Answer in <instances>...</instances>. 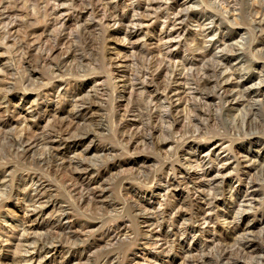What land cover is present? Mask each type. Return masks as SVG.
I'll use <instances>...</instances> for the list:
<instances>
[{
	"label": "rangeland",
	"instance_id": "obj_1",
	"mask_svg": "<svg viewBox=\"0 0 264 264\" xmlns=\"http://www.w3.org/2000/svg\"><path fill=\"white\" fill-rule=\"evenodd\" d=\"M30 1H9L13 2L10 5L18 4L16 6L17 15L14 16V18L16 17L14 22L17 23L15 27L17 34L16 31L14 34L20 40L29 28H27L29 23L34 21L32 24L34 26L37 25L36 27L39 28L48 16L44 12L43 15L40 9L34 10L33 4H30L32 1ZM65 1L77 7L92 3L91 5L102 9L100 11L104 15L98 16L100 20L114 14L119 22L117 21L114 24L108 25L105 22L101 23L100 20V22L97 21V16L91 17L92 20H90L87 14L84 15L85 13L79 16L78 12H73L74 14H67V26L63 30L64 39L67 38L68 42L63 39L59 43L56 40V32L58 34L60 32L58 29L60 28H56L51 32L53 36L50 35V42L57 41L56 43H59L58 45L61 47L60 53L54 59L55 62L60 61V59L62 61V58H59V56H62L64 50L68 51L69 48V53H71L70 59L68 58L64 63V66H66L61 68V75L69 77L71 85L66 86L68 88H61L63 90L58 88V84L52 86L47 83L42 87L43 83L49 81L52 74L47 67L48 65H40L38 52H35V50L30 51L26 47H23L22 49L25 48L27 52L20 49L24 53L22 51L20 53L19 50L17 53L12 47L9 49V47L1 46L0 44V94L6 93L10 104L7 111L4 110L3 104L0 105V264H104L106 261H111V264H209L207 258V252L209 251L208 239L209 235L212 234V229H207L208 226L200 218L207 211L206 203L208 202V197H210L208 195L215 188L219 189L222 186L223 175L231 178L227 183V187L229 185V188H238L241 184L234 177L236 172H240L239 167L241 168V166L238 161L248 152L249 157L253 158L256 156V150L259 146H262L264 150V77H262V75L264 76V20L261 23L255 20L257 18L259 20L258 14L248 8V0H229L231 3L229 13L224 11L227 5L219 4L220 6H215L212 3L213 0H175L173 6L178 4L179 7L181 3L180 8L182 7L184 11L188 10L184 12L186 22L183 21L187 29L184 36L177 37L181 43L173 46L174 48L172 47L169 51V48L164 45L163 39L159 35L163 22L162 19H165V15L163 16L161 10L158 9V6L161 9L163 8L158 4V0H119L117 5H114V0H86L88 3L85 0H81L83 3L86 2V4H82L79 0ZM263 2L264 0L256 1V8L261 13H264ZM22 4L23 6H21ZM113 6H115V9L112 8ZM134 7H136L139 14H133L135 11L132 8L134 9ZM139 7H145V10L140 13L139 10L141 8L139 9ZM163 10L165 12L167 10L169 16L173 14L172 8ZM38 12L42 13L44 19ZM202 15L207 17L206 21L214 17V21L219 20L220 24L216 25L217 28H215L217 37L221 38V44L218 47L219 51L217 48L212 49L209 47L208 43H205V36L200 33L201 29L197 18H200ZM41 19L43 20L41 21ZM23 20L24 22H22ZM137 22L138 25L135 24ZM107 28L108 31L106 30ZM126 29H133L135 32L130 39L124 41L123 35ZM23 44L25 46L27 43L25 44L24 42ZM221 46L222 49L220 48ZM166 47L167 50L165 49ZM160 50L162 54H159L161 53ZM117 51L120 52L122 60L129 62V66L132 65L130 67H133L131 69L134 72L133 75L139 72V68H145L152 56L156 58L158 57L156 56L157 54L160 55L157 58L162 66V73L159 79L163 76L160 82L163 81L166 84L161 83L162 89L166 88L170 93H173L175 86L179 85L181 86V90L185 88L184 91H187L185 92L186 95L184 92L182 93L185 100L182 102L181 108L168 110V112L163 107V112L160 111L161 115L159 112H156L151 118L152 113H148L151 111L148 108V103H146L148 102V97L144 93L139 94L138 90L136 91L135 89L131 95L126 94L130 96V99L127 97V99L122 98L118 100L120 110L118 115L115 114L116 108L113 106L112 98L110 97L112 81L111 79L109 80L110 70L108 60L109 56L118 55ZM148 51L153 52V54ZM23 57L26 58L22 63L21 58ZM166 66L169 67L167 70L164 68ZM119 69L123 70L125 68L121 66ZM222 69L223 74L221 73ZM170 71L171 73L173 72V78ZM240 73L243 75L241 76ZM181 74L182 76H180ZM175 76L180 77L177 80L180 82L174 81ZM23 77L25 82L22 80ZM245 77L247 80H245ZM124 78L122 76L117 77L118 81H122ZM163 78L167 80L165 81ZM237 79L239 82H237ZM168 80L172 81L168 82ZM229 86H232L234 91H231ZM234 86L238 91L234 89ZM223 87L226 89H222ZM41 89L42 92H40ZM227 89L228 91L225 92ZM46 90L48 94H45ZM57 91H59V96L56 94ZM237 92L239 93L238 95L236 94ZM37 93H40L38 97ZM223 93L224 95L226 93V95L224 96ZM34 97L38 98L36 106L40 113V117L36 120V126L38 125L37 128L39 129L37 131L42 130V127L45 128L44 130H51L54 127L58 129L59 123L57 122L64 118L63 121L66 125L70 123V128L72 126V133L75 132L76 135H80L88 132L89 134L84 137L81 135V138L78 137L81 140H75L76 142L73 145H59L58 149H49V151V144H38V142L37 146H34L35 149L33 148L26 155L13 153L15 152L16 144L14 141L17 138L18 130L16 126L18 128L21 122V119L16 118L18 111L30 105ZM191 97L194 99L191 100ZM77 98L79 99L77 100ZM218 98H221L223 101ZM73 100H77L75 101L77 105L78 103L84 105L93 101V109L88 112L89 114L86 113V117H74L73 113H75L74 109L76 106ZM146 104L148 105L147 107L145 106ZM33 105L35 106V102ZM123 109L124 111H122ZM125 109L127 112H125ZM140 109H143V112ZM174 110L175 113H173ZM120 112H123L122 114L125 115L120 116ZM158 113L159 117L156 116ZM120 118L136 121L134 130L138 129L135 131L139 135V139H137L140 141L137 140L139 143L135 149L127 150L126 145H124L127 139L122 138V136L120 137L124 129H128L125 121L120 123L123 127L118 124L121 120ZM83 122L86 124H83ZM47 124L49 127H46ZM53 125L56 126L53 127ZM161 125L164 126L162 127ZM75 126L76 129H74ZM139 128L142 129L140 130ZM122 129L123 132L121 131ZM152 132L153 134H151ZM175 134L176 136H174ZM257 139L260 142H253ZM157 140H161L159 143L165 142L166 144L158 147L156 146ZM121 141H123V144ZM209 148L212 150L209 151V156L198 158L195 155L198 149L203 152ZM46 151L47 155L42 153ZM51 151H54V153ZM74 152H77V156ZM78 154H80L81 158ZM72 160L73 163L76 160L77 162L81 161L80 163L88 162L87 164L93 167L92 174L94 176L97 175V179L99 178L98 180L96 179L97 182L94 181V184L90 186H94L95 190L93 187L91 189H85L84 187L83 191H80L81 193H76L72 196L67 187V183L69 182L65 179V176L71 174L73 171L72 165L74 164H69ZM260 163L263 164L264 161ZM256 164L258 165V162ZM248 169L251 173L258 171L255 170L254 166H250ZM204 171H207L205 175H203ZM191 172H196V176ZM263 173L264 164L259 167L257 175L261 179H264ZM30 177L34 178L36 183L34 186L30 183ZM63 179L66 181H63ZM39 183L43 184V186L40 185L42 188L38 191H41V197L37 201L40 200L39 205L43 203L50 205L46 210V212H50L44 213L41 217L36 216L33 207L31 208L32 210L28 209L33 206V200H36L38 197V195L34 194L38 193V191L34 192L32 189ZM209 185L213 188L209 189ZM46 187L47 190L45 189ZM208 189L212 191H208ZM207 191L209 194H207ZM31 195L34 196L32 197ZM92 196H95V200ZM219 199L221 202L223 201L222 203L225 206H228V196H225V198L219 196ZM52 204L54 205L53 207H51ZM139 206H144V208L140 210ZM57 207H60V210ZM145 207L149 209L145 210ZM177 209L179 210V214L173 217L174 211ZM137 211L141 212L142 218H134V213ZM156 211H158L157 214L155 213ZM161 211L163 212L161 213ZM151 215H155L154 220L156 219L154 221V229L157 231L159 225L164 229L165 234L163 233V236H159L161 239H156L154 233H151L154 235L150 236L146 222H142L143 218ZM114 218H117L118 221L113 220ZM197 218L200 219L198 220ZM197 223L199 226L196 225ZM201 223L204 225L202 226ZM167 228L168 230L166 231ZM108 236L111 237L109 238ZM113 236L116 239H113ZM162 239L166 240L161 245L163 249L159 247L162 243L161 241H163ZM38 247H40V250ZM29 248L30 250H28ZM31 248L34 250L31 251ZM27 252H29L28 255L26 254ZM26 257H33V259L29 262L26 260Z\"/></svg>",
	"mask_w": 264,
	"mask_h": 264
},
{
	"label": "bare ground",
	"instance_id": "obj_2",
	"mask_svg": "<svg viewBox=\"0 0 264 264\" xmlns=\"http://www.w3.org/2000/svg\"><path fill=\"white\" fill-rule=\"evenodd\" d=\"M11 0H0V24H1V29H0V44L1 46H7L9 47V49L12 47L13 49L16 50V52L18 53L22 50H30V51H33L35 50V52H38V56H39V61H40V65H43V66H47L50 71H51V77L49 79L48 82H45L43 83L42 87L44 85H46L47 83L52 85V86H56L57 84L60 86H58V88L60 90H63L61 88H68L66 86H69L71 85L70 82H69V77H64L61 75V68L65 67L64 66V63L65 61H67V59L70 57V54L69 53V48H68V51H65L64 49V52L62 53V56L60 55L59 58L61 57L62 58V61L60 59V61H56L55 62V58L57 57L58 53H60V49L61 47L58 45L61 41H63L64 39V36H63V30L64 28H66L67 26V14L68 13H73V12H78L79 16H81L82 14L84 15H88L90 17V20H92L93 17L98 16L99 15H104L103 12H101L99 7L95 6V5H91V4H88V5H84L82 7H77L76 5L72 6L71 3H66L65 0H31L30 4H33L34 6V10L35 9H40L42 11V13L44 12L45 15L47 14V18L44 20L43 24L41 25V27L37 28L36 26H34L32 23L34 22L33 21L32 23H29L28 26H27V31L26 33L24 34V36L22 37V39H17L16 38V34H17V29L15 28L17 26V23H15V18L14 16L17 15L16 14V9H17V5L15 3V5H10V3L12 4L13 2H9ZM13 1V0H12ZM16 1V0H15ZM69 1V0H68ZM75 1V0H74ZM81 1V0H79ZM86 1V0H85ZM88 1V0H87ZM86 1V2H87ZM100 1V0H98ZM151 1V0H150ZM157 1V0H156ZM155 1V2H156ZM235 1V0H234ZM256 1L257 0H248V8L249 9H252L255 13L258 14V17H259V20L255 19L256 21H259V23H261L263 20H264V13H261L260 10H257L258 8H256ZM261 1V0H260ZM263 1V0H262ZM82 4H86L83 3V1H81ZM91 2V1H90ZM108 2V1H107ZM111 2V1H110ZM119 2V0H114L113 3L114 5H117V3ZM174 2L175 0H158V4L160 6H162L163 8L161 9L159 6H158V9L161 10V14L165 17V19L163 20L162 19V26L160 28V38L163 39V43L164 45H166L170 51V49L173 47V46H177L181 43V41L179 39H177V37H180V36H184L185 33H186V24L184 25L183 24V21H185V14L184 12H187V11H184V9H182V7L180 8L181 6V3H180V6L178 7V4L173 6L174 5ZM80 3V2H79ZM88 3V2H87ZM95 3V1H94ZM149 3V2H148ZM191 3V2H190ZM216 5H219V4H224V5H227L225 6L226 9H224L225 12H228L229 13V6H231L229 0H213V2ZM211 3V4H212ZM235 3V2H234ZM264 3V2H263ZM78 4V3H77ZM101 4V3H100ZM107 4V3H106ZM155 4V3H154ZM199 4V3H198ZM246 4V3H245ZM96 5H97V2H96ZM20 6V5H19ZM23 6V4L21 5ZM26 6V5H25ZM105 6V5H104ZM107 6V5H106ZM139 6V5H138ZM144 6V5H143ZM157 6V4H156ZM203 6V5H202ZM220 6V5H219ZM218 6V7H219ZM234 6V5H233ZM103 7V6H102ZM111 7V6H110ZM148 7V5H147ZM224 7V6H223ZM112 8L115 9V6H113ZM141 7H139L140 9ZM150 8V7H149ZM168 8H172L173 10V14L171 16H169L167 14V10ZM185 8V7H184ZM210 8V7H209ZM245 8V7H244ZM147 9V8H146ZM151 9V8H150ZM165 9L166 12L163 10ZM187 9V8H186ZM231 9V8H230ZM19 10V8H18ZM17 10V12H18ZM104 10V9H103ZM133 11H135V13L133 14H139L138 11L136 10V7H134V9L132 8ZM143 10H145V7L141 8L139 11L140 13L143 12ZM154 10V9H153ZM232 10V9H231ZM248 10V9H247ZM22 11V10H21ZM113 11V10H112ZM147 11H149L147 9ZM223 11V12H224ZM35 12V11H34ZM33 12V13H34ZM37 12V11H36ZM106 12V11H105ZM111 13V11H109ZM108 12V13H109ZM236 12V10H235ZM248 12V11H246ZM31 13V12H30ZM40 13L42 16V18L44 19V13L42 15L41 12H38ZM37 13V15H38ZM114 13V12H113ZM160 13V12H159ZM214 13V12H213ZM231 13V12H230ZM234 13V12H232ZM252 13V12H251ZM36 14V13H35ZM74 14V13H73ZM107 14V13H106ZM105 14V15H106ZM112 14V13H111ZM110 14V15H111ZM116 14V13H115ZM187 14V13H186ZM220 14V13H219ZM20 15V14H19ZM109 15V14H108ZM107 15V16H108ZM142 15V14H141ZM146 15V13H145ZM151 15V14H150ZM189 15V14H188ZM209 15V14H208ZM237 15V14H236ZM247 15V14H246ZM36 16V15H35ZM87 16V18L89 19V17ZM116 15H111L109 17H107L106 19H99L97 21H101V23H104L105 24L107 23L108 25H111V24H114L116 23L118 20L117 18L115 17ZM121 16V15H120ZM134 16V15H132ZM225 16V15H224ZM31 17V16H30ZM28 17V18H30ZM92 17V18H91ZM102 17V16H101ZM106 17V16H105ZM119 17V16H118ZM136 17V16H135ZM149 17V16H148ZM212 17V16H211ZM249 17V16H248ZM251 17V16H250ZM37 18V17H36ZM104 18V16H103ZM140 18V17H138ZM215 18V17H214ZM213 18V19H214ZM217 18V17H216ZM41 19V21L43 20ZM96 19V18H94ZM134 19V18H132ZM212 18L211 19H208L207 20V17H205L204 15L200 16V18H197V20L199 21V27L201 29V32L203 36H205V43L207 42L208 46L211 47L212 49L213 48H217L218 50V47L220 46L221 44V38L219 39L217 37V34L215 31V28H217L216 25H219L220 23L218 22L219 20H213ZM221 19V18H220ZM254 19V18H253ZM251 20V19H250ZM27 21V20H26ZM30 21V20H28ZM95 21V20H94ZM99 21V22H100ZM24 22V20L22 21ZM119 22V21H118ZM142 22V21H141ZM250 22V21H249ZM19 23V22H18ZM253 23V22H252ZM255 23V21H254ZM258 23V22H257ZM104 24V25H105ZM129 24V23H128ZM132 24V23H131ZM138 25V22L135 23ZM141 24V23H140ZM22 25V24H21ZM33 25V26H32ZM106 25V26H108ZM19 26V25H18ZM84 26V25H83ZM262 26V25H261ZM20 27V26H19ZM18 27V28H19ZM259 27V26H258ZM22 28V27H20ZM56 28H60L58 29L60 32H56V40H58V44L56 43L57 41L55 42H50V35H51V32L56 29ZM84 28V27H83ZM260 28V27H259ZM86 29V28H85ZM253 29V28H252ZM108 31V28L106 29ZM105 30V31H106ZM220 30V29H219ZM16 31V34H14ZM21 31V30H20ZM89 32V31H88ZM135 30L133 29H126L125 32H124V35H123V39L124 41L125 40H128L132 37V35L134 34ZM31 33V34H30ZM95 34V33H94ZM109 34V33H108ZM53 36V35H51ZM219 36V35H218ZM222 36V35H221ZM240 36V35H239ZM242 36V35H241ZM68 37V36H66ZM244 37V36H243ZM242 37V38H243ZM255 37V36H254ZM71 38V37H69ZM223 38V37H222ZM251 38V37H250ZM67 39V38H66ZM64 39V40H66ZM54 40V39H53ZM136 40V39H135ZM67 41V40H66ZM69 41V40H68ZM67 41V42H68ZM137 41V40H136ZM159 41V39H158ZM183 41V40H182ZM233 41V40H232ZM236 41V40H234ZM245 41V39H244ZM243 41V42H244ZM25 42V46L24 44L22 45V43ZM161 42V41H160ZM158 42V43H160ZM230 42V41H229ZM229 42H226V43H229ZM65 43V42H64ZM162 43V42H161ZM162 43V44H163ZM204 43V44H205ZM223 43V42H222ZM238 43V42H237ZM63 44V43H62ZM156 44V43H155ZM187 45V44H186ZM239 45V44H238ZM156 46V45H154ZM207 46V47H208ZM224 46V44H223ZM23 47H26V49H22ZM152 47V46H151ZM163 47V46H162ZM167 47L165 48L167 50ZM198 47V46H197ZM228 47V46H227ZM226 47V48H227ZM238 47V46H237ZM240 47V45H239ZM257 47V46H256ZM161 48V47H160ZM174 48V47H173ZM206 48V47H205ZM222 49V46L220 47ZM245 48V47H244ZM264 48V47H263ZM3 49V48H2ZM22 49V50H20ZM19 50V51H18ZM27 50L25 52H27ZM215 50V49H214ZM226 50V49H225ZM242 50V49H241ZM62 51V50H61ZM159 51V50H158ZM167 51V52H169ZM219 51V50H218ZM217 51V52H218ZM255 51V50H254ZM257 51V50H256ZM23 52V51H22ZM119 54L118 55H115V56H109V63H108V67H109V74H110V77H109V80L111 79V83H112V89H111V95L110 97L112 98V103H113V106L116 108H114L116 110V113L115 114H119V107H120V103H119V99H122V98H125L127 99V97L129 98L130 96L126 95V94H129L131 95L136 89V91L138 90V93H144V95L146 94V96L148 97V105L146 104L145 106L149 108V110L151 112H148V113H152L151 114V118L153 117L154 113L156 112H159L162 111V108L164 107L166 111H171L173 109H180L181 108V104L182 102L185 100L184 98V95H182V93L184 92H187L186 90L184 91L181 90V86L179 85H176L175 86V89L173 90V93L171 95L170 91L166 88H163L162 89V84L165 82H160V79L163 77H160V74L162 73V66L161 64L159 63V59L157 60V58H159L160 55H156L158 57H154L152 56V58H150L149 60V64H147V66L145 68H139V72L134 74V72H132V68L130 66L132 65H128L129 62H126L124 60H122V58H120V52L117 51ZM149 52V51H148ZM161 53L159 54H162V51L160 50ZM164 52V51H163ZM212 52V51H211ZM222 52V51H221ZM226 52V51H225ZM2 53V52H1ZM24 53V52H23ZM137 53V52H136ZM147 53V52H145ZM144 53V54H145ZM151 53V52H149ZM231 53V52H230ZM258 53V52H257ZM73 54V53H72ZM135 54V53H134ZM153 54V52L151 53ZM214 54V53H213ZM253 54V53H252ZM76 55V54H75ZM124 55V54H123ZM139 55V54H138ZM145 55H148V54H145ZM155 55V53H154ZM210 55V54H209ZM243 55V54H242ZM248 55V54H247ZM263 55V54H262ZM18 56V55H17ZM21 56V55H20ZM144 56V55H143ZM163 56V55H161ZM19 57V56H18ZM73 57V56H72ZM145 57V56H144ZM164 57V56H163ZM209 57V56H208ZM216 57V56H215ZM214 57V58H215ZM25 58L26 57H23L21 58L22 60V63L23 61H25ZM34 58V57H33ZM131 58V57H130ZM142 58V57H141ZM149 56L146 58L148 60ZM173 58V57H172ZM213 58V59H214ZM237 58V57H236ZM250 58V57H249ZM70 59V58H69ZM73 59V58H71ZM161 59V57H160ZM208 59V58H207ZM210 59V58H209ZM1 60V59H0ZM57 60V59H56ZM169 60V59H168ZM167 60V61H168ZM187 60V59H186ZM220 60V59H219ZM243 60V59H242ZM38 61V60H37ZM138 61V60H137ZM209 61V60H208ZM134 62V61H133ZM132 62V63H133ZM192 62V61H191ZM213 62V61H212ZM215 62V61H214ZM1 63V62H0ZM3 63V62H2ZM205 63V62H204ZM216 63V62H215ZM220 63V62H219ZM131 64V63H130ZM171 64H174V63H171ZM221 64V63H220ZM264 64V63H263ZM7 65V64H6ZM145 65V64H144ZM239 65V64H238ZM123 66V70H120L119 67ZM134 66V64H133ZM171 66V65H170ZM175 67V65H173ZM207 66V65H206ZM243 66V65H242ZM35 67V66H34ZM144 67V66H143ZM172 67V66H171ZM192 67V66H190ZM189 67V68H190ZM198 67V66H197ZM220 67V66H219ZM223 67V66H222ZM228 67V65H227ZM230 67V66H229ZM166 70L167 68H169L168 66L164 67ZM163 68V69H164ZM177 68V66H176ZM188 68V67H187ZM202 68V67H201ZM200 68V69H201ZM212 68V67H210ZM26 69V68H25ZM173 69V67H172ZM197 69V68H196ZM2 70V69H1ZM136 70V69H135ZM133 70V71H135ZM138 70V69H137ZM212 70V69H211ZM229 70V68H228ZM264 70V69H263ZM49 71V70H48ZM63 71V70H62ZM165 71V70H164ZM163 71V73H165ZM182 71V70H181ZM200 71V70H199ZM223 69L221 70V73H222ZM137 72V71H136ZM183 72V71H182ZM202 72V71H201ZM207 72V71H206ZM214 72V71H213ZM225 72V71H224ZM26 73V72H25ZM28 73V72H27ZM121 73V74H119ZM169 73V72H168ZM173 73V72H172ZM171 71H170V74L172 75ZM177 73V72H176ZM203 73V72H202ZM201 73V74H202ZM209 73V72H208ZM207 73V74H208ZM220 73V74H221ZM169 74V75H170ZM175 74V73H174ZM183 74V73H182ZM182 74L180 76H182ZM205 74V73H204ZM223 74V73H222ZM221 74V75H222ZM239 74V73H238ZM241 74V73H240ZM168 75V76H169ZM237 75V74H236ZM243 74H241L242 76ZM125 77L124 80L122 81H118L117 77ZM174 75H172V78H173ZM184 76V75H183ZM209 76V75H208ZM220 76V75H219ZM233 76V75H232ZM238 76V75H237ZM108 77V76H107ZM167 77V76H166ZM176 77V76H175ZM178 77V76H177ZM174 78V81L176 82H180V81H177L180 77L178 78ZM188 77V75H187ZM261 77V76H260ZM262 77H264L262 75ZM27 78V77H26ZM31 78V77H29ZM182 78V77H181ZM186 78V77H185ZM230 78V77H229ZM233 78V77H232ZM231 78V79H232ZM240 78V77H239ZM238 78V79H239ZM57 79H60V80H57ZM62 79V80H61ZM117 79V80H116ZM123 79V78H121ZM171 79V78H170ZM210 79V78H209ZM208 79V80H209ZM224 79V78H223ZM228 79V77H227ZM237 79V82H239ZM241 79V78H240ZM239 79V80H240ZM24 81V77L22 79ZM27 80H30V79H27ZM104 80V79H103ZM162 80V79H161ZM163 80H165L163 78ZM167 80V79H166ZM165 80V81H166ZM173 80V79H172ZM171 80V81H172ZM185 80V79H184ZM217 80H218V77H217ZM216 80V81H217ZM233 80H235L233 78ZM245 80L246 77H245ZM71 81V80H70ZM168 80V82H171ZM200 81V80H199ZM228 81V80H227ZM25 82V81H24ZM30 82V81H29ZM103 82V81H102ZM121 84H120V83ZM182 82V81H181ZM215 82V81H214ZM223 82V81H221ZM245 82V81H244ZM262 82V81H261ZM28 83V82H27ZM26 83V84H27ZM72 83V82H71ZM100 83V82H99ZM162 83V84H161ZM167 83V82H166ZM205 83V82H204ZM225 83H228V82H225ZM23 84V83H22ZM25 84V83H24ZM32 84V83H30ZM29 84V85H30ZM120 84V85H119ZM172 84V83H171ZM213 84V83H212ZM218 84V82H217ZM220 84V83H219ZM237 84V83H236ZM28 85V84H27ZM166 85V84H165ZM164 85V86H165ZM182 85V84H181ZM235 85V84H234ZM238 85V84H237ZM24 86V85H23ZM174 86V85H173ZM215 86V84H214ZM217 86V85H216ZM241 86V85H240ZM256 86V85H255ZM102 87V86H101ZM184 87V86H183ZM187 87V86H186ZM220 87V86H219ZM230 87V86H229ZM228 87V88H229ZM237 87V86H236ZM99 88V87H98ZM170 88V87H168ZM231 88V91L233 90L232 86L230 87ZM229 88V89H230ZM243 88V87H242ZM247 88V87H246ZM107 89V88H106ZM222 89H226L225 87H223ZM234 89L235 86H234ZM55 90V89H54ZM58 90V89H56ZM204 90V89H203ZM237 90V89H236ZM8 91V90H7ZM135 91V93H136ZM206 91V90H205ZM228 89L225 91L227 92ZM234 91V90H233ZM238 91V90H237ZM40 92H42V89L40 90ZM66 92V91H65ZM50 93V92H49ZM87 93V92H86ZM137 93V94H138ZM220 93V92H219ZM218 93V95H219ZM36 94V93H35ZM40 93H37V97L39 96ZM45 94H48L47 93V90L45 91ZM44 94V95H45ZM58 96H59V91H57ZM60 94H63V93H60ZM208 94V93H207ZM233 94V92H232ZM237 95L239 94L238 92L236 93ZM55 95V94H54ZM65 95V94H64ZM63 95V96H64ZM143 95V94H141ZM140 95V96H141ZM186 95V93H185ZM190 95V94H189ZM199 95V94H198ZM224 95V93H223ZM222 95V96H223ZM226 95V93H225ZM224 95V96H225ZM228 95H230L228 93ZM236 95V96H237ZM251 95V94H250ZM35 96V95H34ZM42 96V95H41ZM57 96V95H55ZM97 96V95H96ZM173 96L175 97L173 99ZM213 96V95H212ZM235 96V94H234ZM37 97H34L32 100H31V104L30 105H27L24 107V109L22 110H19L18 111V114H17V117L18 119H21V122L17 128L16 126V129L17 130V138L16 140L14 141L15 144H16V147H15V152L13 153H21L22 155H26V153H30V151L34 148V146L38 143H44L45 145L49 144L48 145V150L50 149H58V146L59 145H63V144H71L73 145L74 142L76 141H80L81 139V135L84 136H87L89 133L88 132H84L80 135H76L72 133L71 131V128H70V123H66L61 119L59 120V123L58 124V129H56L54 126L56 125H53V127L55 128H52L51 130L50 129H46L44 130L45 128L42 127L43 129L40 130V131H37V126H36V120L37 118L40 117V113L38 111V108H37V103H38V98ZM45 97V96H44ZM76 97H79V96H76ZM133 97V96H132ZM131 97V99H132ZM200 97V96H199ZM198 97V98H199ZM215 97V96H214ZM221 97V96H220ZM231 97V96H230ZM238 97V96H237ZM82 99V97H80ZM84 98V97H83ZM88 98V97H87ZM85 98V99H87ZM142 98V97H141ZM145 98V97H144ZM187 98V97H186ZM190 98V97H189ZM217 98V97H216ZM215 98V99H216ZM225 98V97H224ZM227 98V97H226ZM233 98V96H232ZM239 98V97H238ZM75 99V98H74ZM79 98H77L78 100ZM130 99V98H129ZM188 99V98H187ZM186 99V100H187ZM194 99V98H193ZM192 97H191V100H193ZM197 99V98H196ZM218 99H221V98H218ZM237 99V98H235ZM75 100V101H77ZM90 100V99H89ZM147 100V99H145ZM222 100V99H221ZM226 100V99H225ZM74 101V100H73ZM74 101V103H75ZM80 101V100H79ZM87 101V100H85ZM130 101V100H129ZM128 101V103H129ZM132 101V100H131ZM142 101V100H141ZM197 101V100H196ZM200 101V100H198ZM223 101V100H222ZM229 101V100H227ZM35 102V106L33 105ZM84 102V100H83ZM91 102V103H90ZM88 102V104H79L78 102V105L75 103V106L76 108L74 109L75 110V113H73L74 117H79V116H82V117H86V113H88L89 111H91L93 109V106H92V102L93 101H90ZM188 102V100H187ZM186 102V103H187ZM230 102V101H229ZM232 102V101H231ZM237 102V101H236ZM74 103H73V107H74ZM127 103V102H126ZM185 103V102H184ZM223 103V102H222ZM226 103V102H225ZM3 104V107H4V110H8L9 108V99L7 98V94L6 93H1L0 94V105ZM16 104V103H15ZM188 104V103H187ZM243 104V103H242ZM241 104V105H242ZM194 106V105H192ZM248 106V105H247ZM145 107V108H146ZM180 107V108H179ZM187 107H189L187 105ZM196 107V106H195ZM127 108V107H126ZM211 108V107H210ZM206 109V108H205ZM250 109V108H249ZM15 110V109H14ZM129 110V109H128ZM141 111L143 109H140ZM185 110V108H184ZM124 111V109L122 110ZM168 111V112H169ZM125 112H127V110L125 109ZM143 112V111H142ZM147 112V110H146ZM163 112V111H162ZM92 113V112H91ZM90 113V114H91ZM96 113V112H95ZM94 113V114H95ZM123 112H120V116H124L122 114ZM147 113V114H148ZM159 113L158 115H156L157 117H159ZM172 113V112H171ZM175 113V110L174 112ZM197 113V112H196ZM1 114V113H0ZM44 114V113H43ZM89 114V113H88ZM164 115V113H162ZM167 114V113H166ZM12 115V114H11ZM45 115V114H44ZM93 115V114H92ZM102 115V114H101ZM161 115V113H160ZM178 115V114H177ZM192 115V114H191ZM203 115V114H202ZM91 116V115H89ZM138 116V115H137ZM136 116V117H137ZM155 116V117H156ZM171 116V114H170ZM188 116V115H187ZM186 116V117H187ZM193 116V115H192ZM200 116V115H199ZM162 117H165V116H162ZM202 117V116H201ZM15 118V117H14ZM13 118V119H14ZM161 118V117H160ZM167 118V116H166ZM212 118V117H211ZM239 118V117H238ZM121 120L118 122V124H120L122 121H125V125L127 126L128 129H124V132H123V129L121 130L123 132L122 135H120V137L122 136V138H126V144L124 143V145H126V149L127 150H132V149H135L137 147V144L139 143L138 140V136L136 131L135 130H138V129H135L134 130V125L136 123L135 120L131 121V120H123L122 118H120ZM164 119V118H163ZM185 119V118H184ZM48 120V119H47ZM161 120V119H160ZM175 120V119H174ZM189 120V119H188ZM19 121V120H18ZM50 121V120H49ZM190 121V120H189ZM69 122V121H68ZM169 122V120H168ZM171 122V121H170ZM182 122V121H181ZM242 122V121H241ZM5 123V122H4ZM9 123V122H8ZM51 123V122H49ZM72 123V122H71ZM175 123V122H174ZM240 123V122H239ZM82 124V123H81ZM83 124H86L83 122ZM151 124V122H150ZM149 124V125H150ZM162 124V123H161ZM169 124V123H168ZM168 124H167V127H168ZM52 125V124H50ZM63 125H65L63 127ZM75 125V124H74ZM73 125V126H74ZM77 125H79L77 123ZM152 125V124H151ZM48 126V124L46 125V127ZM120 126H122V124H120ZM138 126V125H137ZM153 126V125H152ZM162 126V125H161ZM164 126V125H163ZM162 126V127H163ZM187 126H188V123H187ZM49 127V126H48ZM123 127V126H122ZM140 127V126H139ZM148 127V126H147ZM186 127V126H185ZM190 127V126H189ZM231 127V126H230ZM13 128V127H12ZM51 128V127H50ZM117 128V127H116ZM143 128V127H142ZM141 128V129H142ZM235 128V127H234ZM73 129V128H72ZM76 129V126L75 128ZM118 129V128H117ZM140 129V128H139ZM140 129V130H141ZM145 129V128H144ZM143 129V131H144ZM147 129V128H146ZM152 129H154L152 127ZM162 129V128H161ZM183 129H184V126H183ZM10 130V129H9ZM39 130V129H38ZM120 130V129H119ZM118 130V131H119ZM194 130V129H193ZM4 131V130H3ZM74 131V130H73ZM116 131V132H118ZM152 131V130H151ZM169 131V130H168ZM178 131V130H177ZM82 132V131H81ZM121 132V133H122ZM141 133V131H139ZM138 132V133H139ZM182 132V131H181ZM248 132V131H247ZM1 133V132H0ZM120 133V132H119ZM174 133V132H173ZM177 133V132H175ZM147 134V133H146ZM153 134V132L151 133ZM193 134V133H192ZM140 135H143V134H140ZM179 135V134H177ZM156 136V135H155ZM176 136V134L174 135ZM80 137V138H78ZM154 137V136H153ZM15 138V137H14ZM118 138V136H117ZM138 138V139H137ZM140 138H142L140 136ZM179 138V137H178ZM153 139V138H152ZM76 140V141H75ZM120 140V139H118ZM138 140V141H137ZM175 140V139H174ZM194 140V139H193ZM161 140H157V144L156 146L160 147V146H164L166 143L165 142H161L159 143ZM177 141V140H176ZM184 141V140H183ZM120 142V141H119ZM123 141H121L122 143ZM125 142V140H124ZM182 142V141H181ZM255 143L257 142H260V140H255L253 141ZM174 143V142H173ZM75 144V143H74ZM123 144V143H122ZM229 144V143H228ZM143 145V144H142ZM37 146V145H36ZM227 146V144H226ZM47 148V147H45ZM43 148V149H45ZM123 148V146H122ZM174 148V147H173ZM263 147L262 146H259V148L256 150L257 153H256V156H254L253 158L252 157H249L248 156V153L245 155H243V158L240 159V161H238L239 165L241 166V168L239 167L240 169V172H236V175H234V177L236 178L237 182L240 183L241 185L236 188V189H232V188H229V185L227 187V183L228 181L231 179L229 178V176L227 175H223V178H222V186H220L219 189H214L213 192H211L210 197H208V202L206 203L207 204V211L206 213L201 217L200 215V218H202L204 220V224H206V226H208L207 229H212V234L209 235V239H208V247H209V251L207 252L208 254V262L209 264H264V179H261L260 176L257 175L258 171H259V167L263 164H261L260 162H263L264 161V150L262 149ZM35 149V148H34ZM157 149V147H156ZM47 150V149H46ZM49 150V151H50ZM13 151H14V148H13ZM45 151V150H44ZM155 151V150H154ZM164 151V150H162ZM171 151V150H170ZM209 151H212L209 149L207 150H204L203 152L199 151H196V156L199 158V157H207L209 156ZM39 152V151H38ZM52 152V151H51ZM128 152V151H127ZM130 152V151H129ZM167 152V151H166ZM32 153V152H31ZM42 153H45L47 155V151L46 152H42ZM54 153V151L52 152ZM75 155L77 154V152H74ZM73 153V155H74ZM138 153V152H137ZM157 153V152H156ZM16 154V155H17ZM82 155V153H80ZM80 154H78L80 156ZM96 154V153H95ZM164 154V153H163ZM168 154V153H167ZM244 154V153H243ZM20 155V154H19ZM29 155V154H28ZM32 155V154H31ZM45 156V155H44ZM53 156V154H52ZM56 156V155H55ZM58 156V155H57ZM77 156V155H76ZM85 156V155H84ZM46 157V156H45ZM73 157V156H71ZM175 157V156H174ZM76 158V157H75ZM79 158V157H78ZM81 158V156H80ZM167 158V157H166ZM184 158V157H183ZM56 159V158H55ZM87 159V158H85ZM262 159V160H261ZM82 160L84 161V159L82 158ZM195 160V159H194ZM204 160V159H203ZM44 161V160H43ZM62 161V160H61ZM68 161V160H67ZM87 162V160H85ZM187 161V160H186ZM199 161V160H198ZM197 161V162H198ZM81 162V161H80ZM80 162H77L74 161L73 163V160L69 162V164L71 165L72 163L74 165H72V173L71 174H68L66 175L65 179H67V187H68V190L69 192L72 194V196L76 193H81L83 190V188L85 187L88 188V189H91L92 187L94 188L95 190V187L92 186L90 187L92 184H94V181H96L97 179V175H93L92 172H93V167H91V165L87 164V163H80ZM206 162V161H205ZM204 162V163H205ZM228 162V161H227ZM258 162V165L256 164ZM67 164V162H66ZM68 164V165H69ZM93 165V164H92ZM233 166V165H232ZM250 166H254L255 170H258V171H255L254 173H251L250 170L248 169V167ZM58 167V166H57ZM205 167V166H204ZM54 168V167H53ZM59 168V167H58ZM64 168V167H63ZM203 168V167H202ZM66 169V168H65ZM183 169V168H182ZM233 169V168H231ZM67 170V169H66ZM68 171V170H67ZM189 172V171H188ZM203 172V171H202ZM205 172V171H204ZM207 172V171H206ZM203 173V175L206 174ZM218 172V171H217ZM69 173V172H68ZM192 173V172H191ZM196 172H193L192 174L195 175ZM215 173V172H214ZM220 173V172H218ZM222 173V172H221ZM98 174V173H97ZM175 174V173H174ZM183 174V173H182ZM216 174V173H215ZM264 174V173H263ZM37 175V174H36ZM172 175V174H171ZM190 175V174H188ZM213 175V174H212ZM31 176V175H30ZM63 176V175H62ZM187 176V175H186ZM60 177V176H59ZM172 177L174 178V176L172 175ZM171 177V179H173ZM202 177V176H201ZM211 177V176H209ZM63 179V181L65 180ZM99 179V178H98ZM97 179V180H98ZM167 179V178H166ZM30 180V183L32 184V186H34L35 181H34V178L33 177H30L29 178ZM37 181V180H36ZM61 181V180H60ZM66 181V180H65ZM178 181V180H177ZM180 181V180H179ZM185 181V180H184ZM210 181V180H208ZM218 181V180H217ZM97 182V181H96ZM205 182V181H204ZM28 183V184H30ZM38 183V182H37ZM172 183V182H171ZM210 183V182H209ZM30 184V185H31ZM196 184V183H194ZM204 184V183H203ZM215 184V183H214ZM219 184V183H217ZM216 184V185H217ZM43 186V184L39 183L38 185H36L35 188H33L32 190L34 192H37L40 188H42L41 186ZM65 185V184H64ZM27 186V185H26ZM40 186V187H39ZM170 186V185H169ZM208 186V185H207ZM210 188H213L211 187V185H209ZM39 187V188H38ZM100 187V186H98ZM206 187V185H205ZM215 187V185H214ZM219 187V186H217ZM28 188V187H27ZM196 188V187H195ZM30 189V188H29ZM47 190V187L45 188ZM66 189V188H65ZM84 189V190H85ZM87 189V190H88ZM197 189V188H196ZM202 189V188H201ZM208 191H212V190H209ZM67 190V191H68ZM82 190V191H81ZM98 190V189H96ZM102 190V189H101ZM157 190V189H156ZM44 191V190H43ZM81 191V192H80ZM203 191V190H202ZM207 191V192H208ZM41 192V191H40ZM38 191V193H34L35 195H38L37 199L36 200H33V203L31 207H29L28 209L29 210H32L31 208L33 207V211H35V214L37 217H41V215H43L44 213H47V212H50V211H47L46 210L49 208L50 205H47V203H43L41 205H39V201H37L41 196V193ZM94 192V191H93ZM97 192V191H96ZM85 193V192H84ZM204 193V192H203ZM45 194V193H44ZM90 194V193H89ZM96 194V193H95ZM94 194V195H95ZM209 194V192L207 193ZM43 195V193H42ZM32 196V195H31ZM30 196V197H31ZM34 196V195H33ZM32 196V197H33ZM49 196V195H48ZM87 196V195H86ZM219 196H223V198H225V196H228V206L224 205V203H222L219 199ZM82 197V196H81ZM93 199L95 196H92ZM205 197V198H206ZM48 198V197H47ZM89 198H91V196H89ZM205 198H204V201H205ZM92 199V198H91ZM90 199V200H91ZM98 199V198H97ZM87 200V199H86ZM95 200V199H94ZM80 201V200H78ZM47 202V201H45ZM58 202V201H57ZM225 202V201H224ZM83 203V202H82ZM226 203V202H225ZM54 204V203H53ZM52 204L51 207H53L54 205ZM31 205V204H30ZM28 205V206H30ZM58 206V205H57ZM98 206V205H97ZM220 206V208H219ZM55 208V207H54ZM58 208V207H57ZM60 208V207H59ZM58 208V209H59ZM135 208V207H134ZM140 210L144 208V206H139ZM176 208V207H175ZM202 208V207H201ZM62 209V208H61ZM70 209V208H69ZM146 209H149V208H146L145 207V210ZM206 209V208H204ZM60 210V209H59ZM138 210V209H137ZM139 210V211H140ZM143 210V211H145ZM170 211V210H169ZM154 212V211H153ZM163 211H161L162 213ZM62 213V212H60ZM143 213V212H142ZM156 214L158 213V211L155 212ZM166 213V212H165ZM164 213V214H165ZM204 213V212H203ZM202 213V214H203ZM49 214V213H48ZM173 214V213H172ZM170 214V215H172ZM179 214V210H175L174 211V214H173V217L174 216H177ZM62 215V214H60ZM141 212H135L134 213V218L137 219V218H140L141 217ZM169 215V214H167ZM59 216V215H58ZM160 216V215H158ZM144 217V216H143ZM162 217V215H161ZM160 217V218H161ZM66 218V217H65ZM142 218V217H141ZM155 215H151L147 218H143L142 222H146V225H147V228H148V234L151 236V235H156L154 236L156 239H161V236L163 233H164V229L160 227V225L158 226L159 229L156 231L154 229L153 226H155ZM199 218V219H200ZM35 219V217H34ZM57 219V218H56ZM165 219V218H164ZM168 219V218H167ZM171 219V218H170ZM198 219V218H197ZM198 219V220H199ZM33 220V219H32ZM66 220V219H65ZM70 220V219H69ZM113 220L115 221H118L117 218H114ZM140 220V219H139ZM58 221V220H57ZM160 221V219H159ZM162 221H163V218H162ZM167 222V221H166ZM171 222V221H170ZM200 222V221H198ZM202 222V220H201ZM174 223V222H173ZM179 223H182V222H179ZM109 224V223H108ZM119 224V223H118ZM160 224V223H159ZM203 224V225H204ZM121 225V224H120ZM162 225V224H161ZM191 225V224H190ZM196 225L199 226V224L197 223ZM202 225V223H201ZM202 225V226H203ZM118 226V225H117ZM127 226V225H126ZM176 226V225H175ZM174 226V227H175ZM178 226V225H177ZM182 226V225H181ZM194 226V225H193ZM201 226V227H202ZM69 227V226H68ZM121 227V226H120ZM180 227V226H179ZM182 228V227H181ZM199 228V227H198ZM108 229V227H107ZM157 229V228H156ZM180 229V228H179ZM184 229V228H183ZM113 230V229H112ZM168 230V228L166 229V231ZM173 230V229H172ZM178 230V229H177ZM205 230V229H204ZM67 231V230H66ZM114 231V230H113ZM184 231V230H183ZM115 232V231H114ZM113 232V233H114ZM117 232V231H116ZM181 232V231H180ZM106 233V232H105ZM109 233V232H108ZM119 233V232H118ZM151 233H154V234H151ZM191 233V232H190ZM193 233H196V232H193ZM76 234V233H75ZM104 234V233H103ZM165 234V233H164ZM181 234L183 235V233L181 232ZM180 234V236H181ZM197 234V233H196ZM195 234V235H196ZM71 235V234H69ZM112 235V234H111ZM147 235V234H146ZM148 235V236H149ZM173 235V234H172ZM179 235V234H177ZM193 235V234H192ZM74 236V235H73ZM163 236V235H162ZM62 237V236H61ZM68 237V236H67ZM109 237V236H108ZM111 237V236H110ZM109 237V238H110ZM159 237V238H158ZM168 237V236H167ZM174 237V236H173ZM173 237H171L173 239ZM193 237V236H192ZM191 237V238H192ZM113 239L116 237L113 236L112 237ZM118 238V237H117ZM121 238V237H120ZM119 238V239H120ZM164 238V237H163ZM170 238V237H169ZM175 239V238H174ZM37 240V239H36ZM163 240V239H162ZM171 240V239H170ZM34 242V241H33ZM32 242V243H33ZM73 242V241H72ZM156 242V240H155ZM162 243L160 244V248L163 249V247L161 246L162 244H164L163 242H166V240L164 241H161ZM31 243V244H32ZM38 243V241H37ZM204 243V242H203ZM29 244V243H28ZM43 244H46V243H43ZM155 244V243H154ZM167 244V243H166ZM35 245V244H33ZM41 245V244H40ZM51 245V244H49ZM156 245H157V242H156ZM42 246V245H41ZM40 246V247H41ZM47 246V245H46ZM61 246V245H60ZM154 246V245H153ZM164 246V245H163ZM19 247V246H18ZM40 247H38V249L40 250ZM155 247V246H154ZM157 247V246H156ZM172 247V246H170ZM35 248V247H34ZM43 248V247H41ZM166 248V247H165ZM32 249V248H31ZM37 249V250H38ZM159 249V248H158ZM159 249V250H161ZM169 249V247H168ZM168 249H165V250H168ZM200 249V248H199ZM30 250V248L28 249ZM27 250V251H28ZM34 249H32L31 251H33ZM164 252V251H163ZM24 253V251H23ZM29 252H27L26 254L28 255ZM31 253V252H30ZM159 253V252H158ZM36 254V253H35ZM202 254V253H201ZM127 255V254H126ZM206 255V254H205ZM207 256V255H206ZM34 257V256H33ZM33 257H29L27 258L26 260H28L29 262L32 261ZM108 257V256H107ZM105 259V257H104ZM110 259V258H109ZM113 259V257H112ZM115 259V258H114ZM197 259V258H196ZM25 260V262H26ZM191 261V260H189ZM23 262V261H22ZM24 262V263H25ZM101 262V261H100ZM207 262V261H206ZM207 262V263H208ZM193 263V262H192ZM200 263V262H199ZM102 264V263H101ZM104 264H111V261H106L104 262ZM118 264V263H117ZM195 264V263H194Z\"/></svg>",
	"mask_w": 264,
	"mask_h": 264
}]
</instances>
